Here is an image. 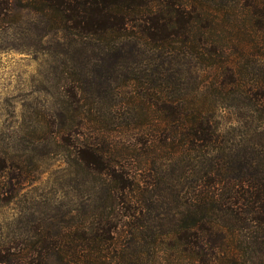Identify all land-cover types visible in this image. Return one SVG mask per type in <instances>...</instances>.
<instances>
[{"label":"rangeland","instance_id":"rangeland-1","mask_svg":"<svg viewBox=\"0 0 264 264\" xmlns=\"http://www.w3.org/2000/svg\"><path fill=\"white\" fill-rule=\"evenodd\" d=\"M22 2L0 22V156L22 172L0 202V247L47 264H196L178 227L209 215L198 198L214 174L264 175V49L231 10L212 11L205 36L155 44L53 29ZM89 153L106 170L86 167ZM112 215L114 232L88 246L83 233ZM211 218L223 236L204 245L212 264H264L259 229L228 209Z\"/></svg>","mask_w":264,"mask_h":264},{"label":"trees","instance_id":"trees-1","mask_svg":"<svg viewBox=\"0 0 264 264\" xmlns=\"http://www.w3.org/2000/svg\"><path fill=\"white\" fill-rule=\"evenodd\" d=\"M213 6L203 0H23L21 8L37 14L53 29H64L78 36L98 39L116 37L117 40L132 38L155 44L186 42L195 34L205 36L215 27L212 11L231 10L241 29L238 34L244 39H255L264 49V0H220ZM11 8L12 0H0V22L9 17ZM229 31L232 33L236 30ZM230 67L238 68L234 64H230ZM77 86L72 81L66 89L71 91L73 103L77 101ZM58 111L61 113L64 110ZM172 114L180 123L187 121L190 126H198L199 122H194L193 117H186L181 110L172 111ZM65 125L70 124L64 122L62 128H66ZM89 154L80 157L86 167L95 172L106 170L99 155ZM255 164L263 167L259 160ZM21 175V169L11 171L7 160L0 156L1 203L9 202L14 197ZM213 178L212 189L198 198L199 204L206 206L209 215L206 218L194 217L189 223L181 222L178 227L176 241L187 246V255L196 264H212L215 260V256H207L204 245L207 244L209 248L223 247L221 231L211 218L217 209H228L264 235V175L259 172L232 175L226 168L217 171ZM116 180L119 185L114 188L123 192L125 187L120 183L121 178L116 177ZM115 216L106 219L101 227L83 233L88 246L95 239H102L114 232L118 223L113 219ZM56 246L53 245L51 249L57 250ZM46 256L47 253L42 251L31 253L23 247H0V264H47Z\"/></svg>","mask_w":264,"mask_h":264}]
</instances>
